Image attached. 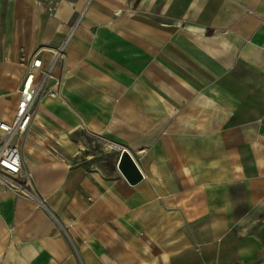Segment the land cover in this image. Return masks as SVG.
<instances>
[{"label":"crops","instance_id":"obj_1","mask_svg":"<svg viewBox=\"0 0 264 264\" xmlns=\"http://www.w3.org/2000/svg\"><path fill=\"white\" fill-rule=\"evenodd\" d=\"M65 42L0 264H264V0H0V121Z\"/></svg>","mask_w":264,"mask_h":264},{"label":"built area","instance_id":"obj_2","mask_svg":"<svg viewBox=\"0 0 264 264\" xmlns=\"http://www.w3.org/2000/svg\"><path fill=\"white\" fill-rule=\"evenodd\" d=\"M65 45L66 42L54 52L48 63L38 56L21 58L24 75L15 113L11 120L0 121V188H24L20 182L23 174L22 152L16 140L28 133L40 98L45 94L53 98L58 96L56 90L48 88V82L65 53Z\"/></svg>","mask_w":264,"mask_h":264},{"label":"water","instance_id":"obj_3","mask_svg":"<svg viewBox=\"0 0 264 264\" xmlns=\"http://www.w3.org/2000/svg\"><path fill=\"white\" fill-rule=\"evenodd\" d=\"M119 169L130 183L136 184L141 180V173L127 152L122 156Z\"/></svg>","mask_w":264,"mask_h":264},{"label":"rangeland","instance_id":"obj_4","mask_svg":"<svg viewBox=\"0 0 264 264\" xmlns=\"http://www.w3.org/2000/svg\"><path fill=\"white\" fill-rule=\"evenodd\" d=\"M9 112V111H8Z\"/></svg>","mask_w":264,"mask_h":264}]
</instances>
